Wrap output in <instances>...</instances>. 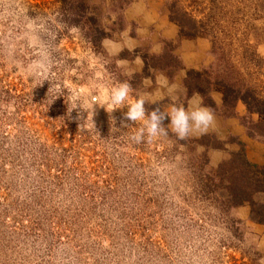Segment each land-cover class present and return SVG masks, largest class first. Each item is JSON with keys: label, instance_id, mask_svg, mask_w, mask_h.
<instances>
[{"label": "rangeland", "instance_id": "rangeland-1", "mask_svg": "<svg viewBox=\"0 0 264 264\" xmlns=\"http://www.w3.org/2000/svg\"><path fill=\"white\" fill-rule=\"evenodd\" d=\"M41 51L44 82L20 70ZM189 70L264 101V0H0V264H264V223L218 178L264 166V116L218 84L207 135L121 123L138 98L188 106ZM121 82L118 109L88 102Z\"/></svg>", "mask_w": 264, "mask_h": 264}, {"label": "clouds", "instance_id": "clouds-1", "mask_svg": "<svg viewBox=\"0 0 264 264\" xmlns=\"http://www.w3.org/2000/svg\"><path fill=\"white\" fill-rule=\"evenodd\" d=\"M39 27L36 19L27 21L28 31L35 32ZM51 68L52 62L48 53L41 51L37 59L27 66H21L20 70L29 76L40 78L44 82L47 81ZM131 91L132 87L128 82H121L100 95L92 96L88 102L93 106L101 107L106 104L113 112L114 109H118L117 106L124 104L129 99ZM199 97V93H194L188 106L171 105L166 112H162L159 108H154L149 112L145 108L146 101L143 98H138L127 106L128 110L123 113L121 123L123 126H127L126 121L142 122V126L132 137L138 143L143 141L145 136L149 141L162 135L166 136L169 129L179 140L204 136L216 129L217 122L213 109L204 105ZM80 118L78 114L76 119ZM166 120L168 121L167 127L164 123Z\"/></svg>", "mask_w": 264, "mask_h": 264}, {"label": "trees", "instance_id": "trees-1", "mask_svg": "<svg viewBox=\"0 0 264 264\" xmlns=\"http://www.w3.org/2000/svg\"><path fill=\"white\" fill-rule=\"evenodd\" d=\"M181 30L182 34L190 35V33ZM184 83L187 87L188 96L199 93L203 97H209V92L213 85H222L220 82H211L205 73L193 70H189L186 73ZM222 87L224 88L222 108H230L232 110L235 104L241 101L245 104L249 113H257L264 116L263 100L254 103L255 97L251 96L250 93H242L226 85H222ZM247 96H251V99H248ZM257 127H260V134L264 135V123L258 124ZM229 165L231 167L230 170H219L218 176L222 190H226V203L231 207L248 204L250 209L249 219L255 223H264V166L252 164L242 155L233 158ZM225 177L228 180H226L227 183H224ZM223 184L226 185L223 186Z\"/></svg>", "mask_w": 264, "mask_h": 264}]
</instances>
